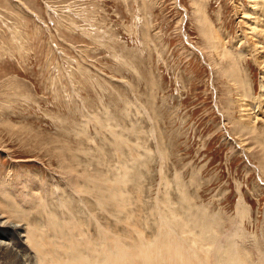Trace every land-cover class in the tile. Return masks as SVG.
Here are the masks:
<instances>
[{"label": "rangeland", "instance_id": "374dc122", "mask_svg": "<svg viewBox=\"0 0 264 264\" xmlns=\"http://www.w3.org/2000/svg\"><path fill=\"white\" fill-rule=\"evenodd\" d=\"M249 1L0 0L5 236L37 228L52 261L36 264H60L71 249L92 250L94 218L109 237L153 245L168 228L159 231V214L175 208L188 230L168 232L182 246L196 222L216 226L204 254L230 242L240 249L226 248L231 260L264 264V51ZM68 165L79 194L62 178ZM34 185L39 203L29 208L23 194ZM69 212L70 238L61 225ZM10 244L0 264L34 262L30 248Z\"/></svg>", "mask_w": 264, "mask_h": 264}, {"label": "bare ground", "instance_id": "6f19581e", "mask_svg": "<svg viewBox=\"0 0 264 264\" xmlns=\"http://www.w3.org/2000/svg\"><path fill=\"white\" fill-rule=\"evenodd\" d=\"M249 2H253L255 4L256 8H255V11L254 12H255L256 17L258 19V22H254L251 19L253 21V23H254V28L257 29V32L255 34H253V32H252V34H253L252 36H254L256 48L259 49L260 48V45H263V47L259 49V52H263L264 51V44H263L264 43V24H262V23H264V0H250ZM242 14L244 15V13H242ZM242 17H245V16H242ZM256 17H252V18L254 19ZM251 30H252V28H251ZM246 109L248 110V108H246ZM244 125L243 126L241 125V126L244 127ZM248 128H247V130H248ZM243 131H244V129H243ZM245 131H246V129H245ZM249 133L250 132L248 131L247 134H249ZM249 144H251V143L249 142ZM261 147H263V144L261 145ZM60 161H61V159H60ZM63 163H62V165H64ZM65 163L67 165V162H65ZM261 168L264 169V165H261ZM65 169L67 170V172L62 171V174H65L62 178L63 179H64V177H67L68 178L67 182L65 183L66 185L68 184L67 187H69V188H67L68 193L71 192L69 190H72V192L74 191L75 193H78L79 194V192L82 190V189L80 190V188H79L80 185L77 184L78 183V179H76L79 174H77L76 169H74L72 167V165H70V166L68 165L67 168L65 167ZM80 176H81V174H80ZM82 176H84V175H82ZM67 178H65V179H67ZM94 178H96V177H94ZM87 180H88V178H87ZM93 182H94V180H93ZM100 182H101V180H100ZM98 186L102 190H104L103 187H102V185H98ZM62 187H63V185L60 186V188H58L56 190V193L57 194H55V195H57V196H54L55 199H57L60 202L59 204H61V196H62V194L67 195V192L65 193L66 190L65 189H63V190L61 189ZM106 187H105L106 190H104V191H109L110 193L115 191L114 187H112L110 185H107ZM2 188H4V187L1 186L0 187V191H1ZM37 189L38 188L34 185L31 188V191H28L27 193L23 194L24 200L27 201L28 203H30V205L28 204L29 205V208H34V207H36V205L38 207L39 201L35 197L36 196V193H37L36 192ZM7 190L10 191L9 188H6V191ZM4 192H5V188H4ZM7 196H9V193H8ZM46 196H48V195H46ZM96 197H97L96 198V201L98 202L97 204H99V203L101 204L102 203L101 200H102V197L103 196L102 195H97ZM242 203H243V201H242ZM102 205H103V203H102ZM239 205H240V202H238L237 208L240 207ZM98 206H100V205H98ZM174 210H176V209L174 208ZM174 210H173V208H171V210L167 208V212L168 213H167L166 217H164L162 214H159V217H160L159 218V220H160V222H159V224H160V230L159 231H161L162 228H164L163 227L164 224H167L168 228H167V230H165V232H162V233L159 234V236L156 239L157 240V243L156 244H153V245L150 244V243H148L147 241H145L143 238H139V240L135 239L136 240L135 242H124L117 235L114 236V234H113V236H112L110 234V237H109L107 234L110 233V232L108 231V233L106 234L105 232H107V231H105V228L102 227L99 223H97V220L94 218V220L96 222V225H97V232H98V237L95 239L96 242H95V240H93L94 241V243H93L94 246H93L92 250L94 252H92V250H91V251H88L86 253V255H84V254H82L81 252H79V251H77L75 249H71L68 252V256L64 260H62L60 264H239L238 262L231 260V258L229 257V253H228L229 250L226 249V248H230L231 250H235L237 252H240V249L238 248V246H236V245L235 246H232V244L230 242H228L226 244L227 246L225 247V250L224 251L219 252V249H215L213 247L212 248L210 247L211 250L214 249L213 252L212 251H209L208 254L207 253L204 254V251L205 250L207 251V249H208L205 246L212 245V241H214V240H212L211 237H212V232L217 230L216 229V226H211V228L209 229L210 226L208 228L206 226H203L202 227L201 224L198 225L197 222L195 221L196 224L195 223L194 224L197 227H200V228L197 229V231L200 229L199 233L197 234V237L196 238L194 237V242H191L188 245L187 248L185 246H182L181 242L179 240H176V238H175L176 236L174 237L173 234H170L168 231H170V229H173L172 231H174V229L179 230L178 228H182L184 231L185 230H188V229H186V226L188 224V221H183L184 218H182V219L177 218V215L174 214ZM241 212H242V210H241ZM2 215H4V214H2ZM70 215H72V214L69 212V218L68 219L64 218L65 220L62 221V223H61L62 228H65L64 233H66V234H64V235H66L69 238L72 237L73 228H74V226L77 225V220L74 218V216L71 217ZM92 217H94V216H91V218ZM17 218H18V216H17ZM200 218H198V219H200ZM8 221H9V219H8ZM6 222H7V220H6ZM210 222L211 223H214L212 221H210ZM192 223H193V221H192ZM13 224L11 225L10 222H9V225H8L9 228H12V227L15 228V226H17V224L16 225H13ZM58 224L59 223L56 222V221L53 223L54 226H56ZM190 224H189V226H190ZM23 226L24 227L18 228L17 231L16 230H12L13 233H11V235H8L7 234L6 236H5V233L2 230H0V247L2 245L3 246L4 245H11L10 243H18V244L21 243V245L22 244L25 245V248H30V250L35 253L34 254V257L32 256L34 258V260H33L34 262H32V264L33 263L36 264V260L37 259L43 260L44 263L51 262L52 260H51L50 257H48V252L45 249V248H47V245L46 244L48 243V241L47 240H46V242L43 241L44 238L41 237L43 235L40 233V231L37 228H34L33 226H29L28 224H24ZM193 226H190L189 228L190 229H195ZM60 230H61L60 227L59 226H56L54 228V230H53L54 231V234L56 236H58V234L62 235L63 234V233H61L62 230L61 231ZM136 230L138 231V229H136ZM189 231H191V230H189ZM178 233H179V231H176V234L175 235H178ZM13 234L16 235V238H13V239H15L16 242L15 241L13 242V240H12V242H7V241H9V238L10 237H13ZM66 236H62V238L63 237L66 238ZM83 236H86V235H83ZM241 236H242V234H241ZM22 237L24 238V240H20V239H22ZM178 237L180 238V236H178ZM42 242L43 243L45 242L44 245H42ZM60 242L61 243L64 242V244L66 243V241H60ZM214 243H215V241L213 242V245H215ZM70 245L72 247L75 246V244L73 242H70ZM17 247H18V245H17ZM17 250H18V248H17ZM20 252L22 253L23 251L21 250ZM23 254H26V252L23 253ZM248 254H250V253H248ZM192 257H196L197 259L193 260ZM254 257H255V255H254ZM102 258H103V260L100 261ZM262 261H264L263 258L261 259V262ZM37 263L38 264H41L40 261H37Z\"/></svg>", "mask_w": 264, "mask_h": 264}]
</instances>
